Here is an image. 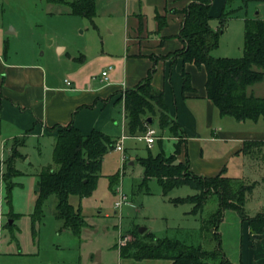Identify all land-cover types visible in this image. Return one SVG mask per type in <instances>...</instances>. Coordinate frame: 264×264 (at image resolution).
Instances as JSON below:
<instances>
[{"label": "rangeland", "instance_id": "rangeland-1", "mask_svg": "<svg viewBox=\"0 0 264 264\" xmlns=\"http://www.w3.org/2000/svg\"><path fill=\"white\" fill-rule=\"evenodd\" d=\"M53 1L56 0H0V26L8 39L9 50L30 52L39 57L46 68L65 62L66 55L94 58L102 48V38H106L101 26L98 31L96 25L107 23L106 11L121 6L123 0H113L111 5L106 4V0H98L92 23L70 16L64 4ZM225 10L229 11V16L214 49L216 52L212 50L210 55L224 54V58L239 59L242 57L243 20H264V3L249 4L244 9L241 0H232ZM217 15H210L211 28L217 26ZM55 46L63 48L64 52L57 54ZM253 87L254 93L264 96V81ZM125 95L126 91L120 93L122 103ZM146 117L150 119L153 116ZM148 126L154 130L156 137L161 136L156 119H152ZM112 135V141L118 142L123 135L119 126ZM9 142H1L0 136V264H164V261H122L118 257L115 247L131 241L132 233H136L138 228L145 229L139 235L150 233L155 238L199 247L208 253L217 249L213 236L215 230L219 253L228 264H235L242 221L235 213L225 211L216 227H210L206 223L216 210L214 197H210L201 211L193 215L190 213L191 205H173L168 201L195 194L188 187L175 188L162 197L152 180L145 186H139L142 170L136 159L145 157L147 152L142 140L125 137L121 140V153L109 150L103 156L96 187L89 197L78 199L68 196V203L79 209L84 221V227L77 236L55 219L56 199L53 195L42 202L41 217L33 223L31 221L37 175L43 168L55 167L49 140H23L19 149L23 159L14 160V171L7 179L10 190L6 198L3 175ZM19 142L14 140L11 145ZM174 144L163 139L161 148L165 156L172 154ZM250 148L252 146L247 150ZM148 150L152 155L156 154L159 150L157 141ZM250 168V177L243 183L252 187L244 200V212L251 217L257 210L254 205L259 203L264 206V188H257L254 183L260 176L264 178V173L257 174L256 166ZM113 175L117 178L109 188L108 178ZM118 193L125 197L128 205L114 207ZM142 241L149 240L143 238ZM20 252L26 254L21 256ZM220 261L221 257L217 256L215 259L208 258L204 263L219 264Z\"/></svg>", "mask_w": 264, "mask_h": 264}, {"label": "crops", "instance_id": "crops-1", "mask_svg": "<svg viewBox=\"0 0 264 264\" xmlns=\"http://www.w3.org/2000/svg\"><path fill=\"white\" fill-rule=\"evenodd\" d=\"M94 1L96 8L98 0ZM106 2L113 4V0ZM122 2L121 6L106 11L107 23L96 25L98 31L101 26L106 38H102V48L94 58L66 55L65 62L52 68H46L42 60L30 52H11L0 26V136L1 142L10 141L8 153L12 141L26 139L49 140L52 151L55 132L49 129L67 125L82 136L98 131L111 141L119 126L122 137L128 138L120 93L134 89L150 73L149 86L161 93L167 115L178 127L179 137L173 138L161 131V136H155L154 141L160 140L161 146L164 138L172 143L181 141L176 162L186 159L188 170L199 177H212L223 171L227 178L246 181L251 166H256L257 174L264 173V120L236 121L219 116L205 96L203 68L168 57L182 47L176 35L182 20L181 11L189 0ZM223 4L224 0H212L208 16L219 15ZM155 14L163 22L159 28ZM55 50L57 54L64 52L57 46ZM211 56L224 58L225 55ZM103 70H107L106 82L100 81ZM182 72L188 76L189 93L181 90ZM64 80L69 82L68 87ZM263 81L247 87L246 94L264 98L253 92V86ZM153 117L147 122L156 119L157 123V117ZM140 135L131 138L141 140ZM244 143L255 145L243 153ZM22 145L16 148L18 153ZM19 155L23 159L22 154ZM263 179L260 176L254 182L257 188H264ZM254 207L257 210L253 215L264 209L259 203ZM23 254L26 253L19 255ZM234 263L264 264V228L250 240L247 224L241 223Z\"/></svg>", "mask_w": 264, "mask_h": 264}, {"label": "trees", "instance_id": "trees-1", "mask_svg": "<svg viewBox=\"0 0 264 264\" xmlns=\"http://www.w3.org/2000/svg\"><path fill=\"white\" fill-rule=\"evenodd\" d=\"M212 0H189L181 11L182 20L176 38L182 44L180 50L169 54V58L179 59L182 64L191 63L195 67H202L205 73L204 90L207 100L211 102L219 116H228L236 121L264 120V98L246 94V88L264 79V20L258 18L243 20L242 57L215 58L210 52L217 48L218 39L223 31L224 23L229 16L225 10L232 0H224L221 12L216 17L217 26L212 29L209 25L208 11ZM55 3L64 4L70 16L84 18L92 23L95 16L94 0H56ZM264 3V0H241V7L249 4ZM158 28L163 25L162 19L154 15ZM150 73L134 89L126 91L123 99V110L126 119L127 136L134 137L142 134L147 122V115L157 117L159 131L173 138L177 137L178 127L166 111L160 92L149 86ZM181 90L191 92L186 73H181ZM151 118V117H150ZM151 123V121H150ZM55 132L51 151L54 168H43L36 179V199L32 223L41 217V204L50 195L55 196L54 217L60 221L63 228H67L75 236L84 227L83 217L79 209L68 203V196L78 199L89 197L96 187L98 172L103 156L113 150L114 143L106 135L98 131H91L82 136L71 125L52 127ZM181 141L175 142L173 152L165 156L161 141L157 140L158 152L152 155L147 149L146 156L137 158L136 162L142 170L139 186H145L148 181H154L162 197L181 186L195 191V194L183 198H173L168 201L173 205H191V214L201 211L205 202L214 197L216 210L206 224L216 227L225 211L237 215L240 221L248 227L249 238L259 235L264 228V209L252 217L244 212L245 196L251 186L245 185L238 179L227 178L222 173L212 177L193 175L187 167V161L176 162ZM14 144L9 149L5 162L6 172L3 175L6 198L10 184L7 179L11 176L13 162L20 155ZM255 143H244L241 151L254 146ZM117 175L108 178L109 188L115 183ZM9 225V224H8ZM33 229V228H32ZM34 231L32 230V234ZM132 240L117 248L120 259L132 261L164 260L168 264H205L208 258L221 257L219 264H228L219 253V240L214 230L213 236L217 242V249L212 252L202 251L199 247L181 244L177 241L155 238L152 234L139 235L132 233ZM147 238L148 242L142 239Z\"/></svg>", "mask_w": 264, "mask_h": 264}, {"label": "built area", "instance_id": "built-area-1", "mask_svg": "<svg viewBox=\"0 0 264 264\" xmlns=\"http://www.w3.org/2000/svg\"><path fill=\"white\" fill-rule=\"evenodd\" d=\"M108 70V69H107ZM107 70H103L100 72V81L101 82H106L107 81ZM64 84L66 87L69 86V82L67 80H64ZM124 137H121L119 139L118 142H116V144L113 147V150L116 152L121 153L122 152V146H121V140ZM138 139H141L144 141L145 145L147 148H150V146L152 145V143L154 142L155 138V132L153 129L149 128V127H145V131L138 137ZM122 205H128V203L126 202V199L123 195H121L120 193H118V200L114 203V207L115 208H119Z\"/></svg>", "mask_w": 264, "mask_h": 264}, {"label": "water", "instance_id": "water-1", "mask_svg": "<svg viewBox=\"0 0 264 264\" xmlns=\"http://www.w3.org/2000/svg\"><path fill=\"white\" fill-rule=\"evenodd\" d=\"M9 33H11V32H6V34H9ZM130 164H131V163H130ZM7 223L10 224V221H8ZM144 231H145L144 228H138V229H137V233H138V234H142Z\"/></svg>", "mask_w": 264, "mask_h": 264}]
</instances>
